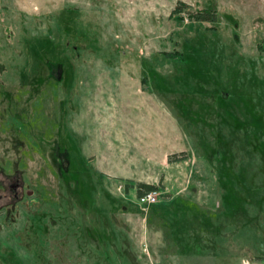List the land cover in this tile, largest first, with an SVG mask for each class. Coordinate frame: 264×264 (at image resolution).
Masks as SVG:
<instances>
[{
  "label": "rangeland",
  "instance_id": "374dc122",
  "mask_svg": "<svg viewBox=\"0 0 264 264\" xmlns=\"http://www.w3.org/2000/svg\"><path fill=\"white\" fill-rule=\"evenodd\" d=\"M182 1L0 0V264H264V0Z\"/></svg>",
  "mask_w": 264,
  "mask_h": 264
},
{
  "label": "trees",
  "instance_id": "16d2710c",
  "mask_svg": "<svg viewBox=\"0 0 264 264\" xmlns=\"http://www.w3.org/2000/svg\"><path fill=\"white\" fill-rule=\"evenodd\" d=\"M187 7H188V5L186 2H184L182 0H178L176 5L172 9V12L178 13V12L186 11L189 13V17L196 19V20H214L215 19V12L214 11H211L207 8H203L202 10H198L197 13H195V12L193 13ZM177 159L178 158L175 156L174 153H171L168 156L169 161H175ZM124 186H125V189H128L129 187H133L137 197L139 195L145 193V192L157 189V184H155L153 182H146V181H137L134 184L126 181ZM192 204L193 203H191V205Z\"/></svg>",
  "mask_w": 264,
  "mask_h": 264
},
{
  "label": "built area",
  "instance_id": "2783aa9c",
  "mask_svg": "<svg viewBox=\"0 0 264 264\" xmlns=\"http://www.w3.org/2000/svg\"><path fill=\"white\" fill-rule=\"evenodd\" d=\"M154 191L155 190L148 191V192H145V193L139 195L138 198H139L140 202H142V203H150V202L156 201V197L153 194Z\"/></svg>",
  "mask_w": 264,
  "mask_h": 264
}]
</instances>
